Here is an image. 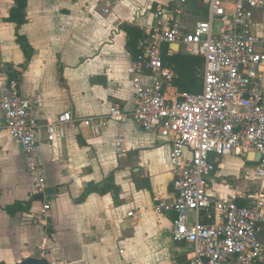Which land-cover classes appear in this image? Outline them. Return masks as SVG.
I'll return each mask as SVG.
<instances>
[{
	"label": "crops",
	"instance_id": "obj_1",
	"mask_svg": "<svg viewBox=\"0 0 264 264\" xmlns=\"http://www.w3.org/2000/svg\"><path fill=\"white\" fill-rule=\"evenodd\" d=\"M14 1L0 0V88L7 78L17 79L41 127L37 153L29 157L6 131L0 109V264H19L35 249L37 257L49 264H186L191 246L171 237L176 212L153 209L174 197L169 140L141 129L130 118L110 121L93 135L87 119L106 114L112 105L126 112L133 109L131 79L141 50L137 58L127 51L125 27L143 36L155 20L176 18L184 31H190L207 18L206 4L202 0H26L19 30L33 49L26 61L15 40V23L7 20ZM257 20L264 26V8L255 9L253 19L256 34L264 35ZM168 48L170 54L185 53L181 47ZM154 78L150 71L139 76L148 87ZM163 87L167 97L179 93L171 80ZM65 111L75 121L66 126L65 137L53 152L44 125ZM234 155L211 154L215 169L205 177L207 192L215 199L247 205L254 195L264 197V176L254 173V152L239 155L242 159ZM234 169L242 171L245 180H259L233 184ZM39 178L44 190L53 188L54 193H43V199L35 201L33 197L41 193ZM96 186L115 187L117 197L112 187L100 193L91 189ZM17 201L24 210L9 215L4 207ZM44 204L49 208L42 217ZM196 215L206 221L201 210L189 212L188 222ZM260 238L264 242V222Z\"/></svg>",
	"mask_w": 264,
	"mask_h": 264
},
{
	"label": "built area",
	"instance_id": "obj_2",
	"mask_svg": "<svg viewBox=\"0 0 264 264\" xmlns=\"http://www.w3.org/2000/svg\"><path fill=\"white\" fill-rule=\"evenodd\" d=\"M202 1L208 16L190 31H184L176 18L167 22L159 19L150 23L138 40L141 55L131 79L133 109L126 112L112 105L106 114L90 117L87 122L91 133L98 135L110 121L130 118L141 129L169 140L174 197L153 209L157 213L176 212L171 237L191 246L186 264H264L260 238L264 197L254 195L247 205L215 199L207 192L205 179L215 169L211 154L223 157L250 152L259 153L254 173L264 176V35L256 34L253 21L254 10L264 8V0ZM170 44L203 59L200 91L166 96L163 83L176 74L163 66L160 50ZM143 71L155 74L149 87L139 79ZM0 109L8 134L27 156L34 157L41 125L33 116L31 102L21 94L17 79L7 78L2 84ZM74 121L70 111H65L46 122L45 139L53 152L65 137L66 126ZM116 145L120 149L119 139ZM44 188L39 178L38 191L44 193ZM48 208V204L42 206V217ZM201 210L206 221L196 215L189 223V212Z\"/></svg>",
	"mask_w": 264,
	"mask_h": 264
},
{
	"label": "trees",
	"instance_id": "obj_3",
	"mask_svg": "<svg viewBox=\"0 0 264 264\" xmlns=\"http://www.w3.org/2000/svg\"><path fill=\"white\" fill-rule=\"evenodd\" d=\"M15 5L10 9L8 21L15 23V40L22 48L25 60L28 61L32 55L33 49L28 43L26 37L19 33L21 24L25 21V5L26 0H15ZM129 33V38L126 41L127 51L134 57L140 54V49L137 46L138 40L141 38L142 33L135 28L125 27ZM162 64L165 67L171 68L176 76L171 80L172 86L176 88L179 93L183 92H198L201 89L202 79L199 70L202 67L203 59L199 56L190 55L186 53H168V46L162 45L161 50ZM112 186L98 188L97 186L92 190L100 193L106 192ZM115 198L117 197L118 189L112 187ZM25 206L22 202H15L14 204L7 205L4 210L13 215L19 210H24Z\"/></svg>",
	"mask_w": 264,
	"mask_h": 264
},
{
	"label": "water",
	"instance_id": "obj_4",
	"mask_svg": "<svg viewBox=\"0 0 264 264\" xmlns=\"http://www.w3.org/2000/svg\"><path fill=\"white\" fill-rule=\"evenodd\" d=\"M179 1V0H178ZM169 47L172 49V50H174V49H178V45H176V44H170L169 45ZM12 70V68L10 67V66H8L7 67V71H11ZM250 153H253V152H250ZM249 154V153H248ZM255 154H256V160H258V158H259V153H256L255 152ZM252 158V154L250 155V159ZM54 193V190H53V188H46L45 190H44V194L45 195H52ZM43 193H39V194H37V195H35L34 197H33V199L35 200V201H41L42 199H43V195H44ZM39 254V251L37 250V249H35L34 251H33V256H31V257H27V258H25V259H23L19 264H49L44 258H39V257H37V255Z\"/></svg>",
	"mask_w": 264,
	"mask_h": 264
},
{
	"label": "rangeland",
	"instance_id": "obj_5",
	"mask_svg": "<svg viewBox=\"0 0 264 264\" xmlns=\"http://www.w3.org/2000/svg\"><path fill=\"white\" fill-rule=\"evenodd\" d=\"M257 25H258V28H263L264 26H262V23L261 21L257 20L256 21ZM216 26V24H215ZM233 158H238V159H242L241 156L239 155H234L232 156ZM232 164H231V167H235V162L234 161H231ZM249 163H247L248 165ZM236 168V167H235ZM254 167L250 168V169H253ZM231 169V168H230ZM233 174L232 176V183L233 184H241V185H244V183H254L259 180V179H251V180H245L243 177H242V171H236L235 169L231 172Z\"/></svg>",
	"mask_w": 264,
	"mask_h": 264
}]
</instances>
